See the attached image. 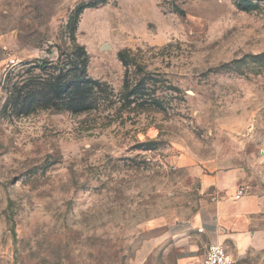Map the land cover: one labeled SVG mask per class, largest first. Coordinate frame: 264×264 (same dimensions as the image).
Here are the masks:
<instances>
[{
	"label": "rangeland",
	"instance_id": "rangeland-1",
	"mask_svg": "<svg viewBox=\"0 0 264 264\" xmlns=\"http://www.w3.org/2000/svg\"><path fill=\"white\" fill-rule=\"evenodd\" d=\"M102 1L0 0V264H203V178L264 137V0ZM83 50L109 87L77 114L46 83Z\"/></svg>",
	"mask_w": 264,
	"mask_h": 264
},
{
	"label": "crops",
	"instance_id": "crops-1",
	"mask_svg": "<svg viewBox=\"0 0 264 264\" xmlns=\"http://www.w3.org/2000/svg\"><path fill=\"white\" fill-rule=\"evenodd\" d=\"M243 164L217 168L203 178L212 188V199L201 208H210L207 225L214 241L223 244L235 264H264V137L246 143ZM261 151L259 155L256 151ZM245 188L236 198L237 188Z\"/></svg>",
	"mask_w": 264,
	"mask_h": 264
},
{
	"label": "trees",
	"instance_id": "trees-1",
	"mask_svg": "<svg viewBox=\"0 0 264 264\" xmlns=\"http://www.w3.org/2000/svg\"><path fill=\"white\" fill-rule=\"evenodd\" d=\"M106 0H103L104 2ZM73 31H75V28H73ZM81 48V46H79ZM84 49V48H83ZM63 55H65L63 53ZM83 70L79 77L71 78L69 80H66L63 73L59 76H53L51 75V80L46 83V85H50L54 87L56 95L64 96L65 94L68 95L66 98H64V101L66 104L69 105V107L72 109L73 112L77 114L84 113L86 111H90L99 103V94L102 92L105 88H108V84H105L101 81H95L91 78L87 77V66H88V53L86 50H83ZM119 59L121 60L122 64L125 67V76H124V89L128 90L127 95L123 97L124 102H128L129 104H135V107H141L144 104H149L148 99H145V96L149 95L148 91L149 89L145 87L147 84H149L150 81L153 80V74L150 72H144L145 75L137 77L136 80H131L130 75V68L136 67V69L142 68L141 63L138 61L137 57L134 54V51L131 48H124L119 51L118 53ZM65 63H63L64 65ZM63 72V70H61ZM133 83V85H132ZM92 88V86L96 87L94 96L90 97L92 95L88 91V87ZM93 92V91H92ZM50 95H53L52 98H58L54 95V93L49 92L45 93L46 99L50 100ZM132 97V98H131ZM156 102V101H155ZM84 111V112H83ZM146 142H139L136 144L135 147L140 148L142 145H145Z\"/></svg>",
	"mask_w": 264,
	"mask_h": 264
},
{
	"label": "built area",
	"instance_id": "built-area-1",
	"mask_svg": "<svg viewBox=\"0 0 264 264\" xmlns=\"http://www.w3.org/2000/svg\"><path fill=\"white\" fill-rule=\"evenodd\" d=\"M245 188L240 186L237 189L236 198L244 195ZM203 264H235L234 260L227 253L226 247L220 243H212L208 246Z\"/></svg>",
	"mask_w": 264,
	"mask_h": 264
}]
</instances>
